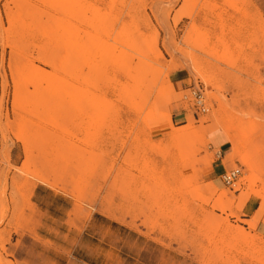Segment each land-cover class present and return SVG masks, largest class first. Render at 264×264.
<instances>
[{"label":"rangeland","instance_id":"obj_1","mask_svg":"<svg viewBox=\"0 0 264 264\" xmlns=\"http://www.w3.org/2000/svg\"><path fill=\"white\" fill-rule=\"evenodd\" d=\"M262 62L264 0H0V264H264Z\"/></svg>","mask_w":264,"mask_h":264},{"label":"crops","instance_id":"obj_2","mask_svg":"<svg viewBox=\"0 0 264 264\" xmlns=\"http://www.w3.org/2000/svg\"><path fill=\"white\" fill-rule=\"evenodd\" d=\"M178 112H173V115H177ZM182 120V119H181ZM175 122H177V120H175ZM218 173L217 167L215 165L212 164L209 172L207 173L208 175H215ZM214 176V177H215ZM209 181H211V178L208 179ZM208 182V181H207ZM207 182H203L207 183ZM7 184H10V179L7 180ZM39 186H36L35 190H37ZM8 191L6 192V196L8 195ZM247 220H255L257 227H259L262 231H264V204H256L255 207L252 210V213L250 216H248V218H246ZM2 239H3V246L9 251H14L16 249V247L14 246L16 244V241L13 242L12 240V234L8 233V232H2ZM1 246L2 243L0 241V251H1ZM7 259L9 260H13L11 257H8Z\"/></svg>","mask_w":264,"mask_h":264},{"label":"built area","instance_id":"obj_3","mask_svg":"<svg viewBox=\"0 0 264 264\" xmlns=\"http://www.w3.org/2000/svg\"><path fill=\"white\" fill-rule=\"evenodd\" d=\"M260 78H261V83L264 84V62H262V66L260 69ZM194 95V106L197 108V110L199 112H204L206 111V107H205V103H204V97H203V93L200 90H194V92H192ZM240 175V169L239 168H235V169H231L228 170L227 172H225L224 174H222V180L225 184L231 186L233 185L236 180L238 179Z\"/></svg>","mask_w":264,"mask_h":264},{"label":"bare ground","instance_id":"obj_4","mask_svg":"<svg viewBox=\"0 0 264 264\" xmlns=\"http://www.w3.org/2000/svg\"><path fill=\"white\" fill-rule=\"evenodd\" d=\"M253 127V126H252Z\"/></svg>","mask_w":264,"mask_h":264}]
</instances>
